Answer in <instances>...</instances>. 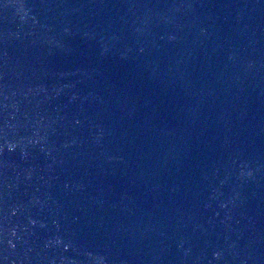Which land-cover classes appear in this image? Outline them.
Here are the masks:
<instances>
[{
    "label": "water",
    "instance_id": "1",
    "mask_svg": "<svg viewBox=\"0 0 264 264\" xmlns=\"http://www.w3.org/2000/svg\"><path fill=\"white\" fill-rule=\"evenodd\" d=\"M0 264H264V0H0Z\"/></svg>",
    "mask_w": 264,
    "mask_h": 264
}]
</instances>
